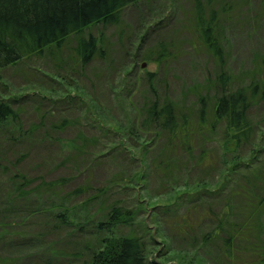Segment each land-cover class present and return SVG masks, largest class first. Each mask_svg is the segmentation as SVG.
<instances>
[{
	"label": "rangeland",
	"instance_id": "obj_1",
	"mask_svg": "<svg viewBox=\"0 0 264 264\" xmlns=\"http://www.w3.org/2000/svg\"><path fill=\"white\" fill-rule=\"evenodd\" d=\"M200 3L205 17L216 11L214 28L224 51L222 63L230 77V91L262 85L264 0ZM195 12L196 0H138L125 9L117 26H95L83 35H92L100 46V53L85 67L75 58L78 38L73 37L63 48H50L41 57L1 73L0 96L12 98L20 131H15V125L0 128V264H86L104 235L97 228L103 215L114 204L131 209L138 202L144 205L138 209L135 225L119 231L143 237L151 258L163 264H228L220 252L221 243L204 238L217 225L216 215L227 193L243 178L229 173L224 179L230 183L226 193L203 195L208 191L203 188L202 200L196 185L221 182L234 158L251 167L245 174L263 175L264 100L257 97L249 111L254 136L248 144L225 153V129L217 125L204 134L206 164L197 165L200 150L190 163L182 152L180 163L185 169L178 168L175 179L167 184L162 182L165 169L155 168L163 158L159 153L163 139L136 129L142 120L140 110L150 101H172L197 125L201 98L211 107L220 95L222 63L202 43ZM161 48L167 54L164 63L144 60ZM150 73L154 77L149 78ZM145 146L148 155L142 161L139 149ZM172 161L176 165V156ZM144 170L147 181L128 185L135 173L141 175ZM19 174L18 181L22 183L25 176L29 189L36 192L8 202L12 179ZM78 189L82 192L70 195ZM190 196L197 201L188 203ZM53 202L74 206L76 216L65 223L58 213L30 214ZM172 203L176 205L170 209L161 207ZM243 204L236 200L233 205L239 221ZM256 227L252 238L264 241V215ZM184 232L190 236L184 239ZM244 252L239 255L240 264L258 263V258Z\"/></svg>",
	"mask_w": 264,
	"mask_h": 264
},
{
	"label": "trees",
	"instance_id": "obj_2",
	"mask_svg": "<svg viewBox=\"0 0 264 264\" xmlns=\"http://www.w3.org/2000/svg\"><path fill=\"white\" fill-rule=\"evenodd\" d=\"M137 1L0 0V84L3 83L1 73L4 70L33 57H41L50 48L61 49L73 37L78 38L73 48L75 58L80 67H85L100 53V46L99 41L92 35L88 37L83 35L95 26H117L121 22L125 9ZM215 17V10L210 11L209 16L205 17V8L201 5L200 0H196V31L204 46L222 63L224 51L216 36ZM166 57V50L161 48L158 52H149L144 60L162 64L166 61ZM148 76L152 78L154 74L150 73ZM218 82L221 92L211 107L205 104L204 99L201 98L202 105L197 125L193 124L187 114H181L176 105L169 100L155 99L141 108L142 120L139 127L135 126L137 131L142 135L154 133L157 139L164 141L159 149L163 158L159 159L155 168L158 171L165 169L162 180L165 184L175 179L178 168L185 169V165L180 163L182 160L179 155L182 152L187 154L190 163L196 150H200L196 160L197 165L202 167L206 164L209 157L206 155L207 141L204 134L210 132V129L214 130L217 125L223 124L225 129L223 132L225 153H228L229 150L240 149L253 139L254 128L249 121L248 114L257 97L264 100V82L262 85L252 87L250 91L246 89L230 91V77L224 71L223 63ZM18 123L19 113L12 106V98L0 96V128L15 125V131L19 132ZM9 130L14 134L12 129ZM139 150L141 159L144 161L145 156L148 155V149L145 146ZM173 156H176V165H173ZM232 161L231 168L221 182L212 185L200 181L196 185L199 188L196 192L198 196H200V189L203 188L208 190L203 195L206 193L221 195L226 193L230 184L229 181L224 182L229 173L243 178L240 183H235L234 190L231 189L227 193L223 209L216 215L217 225L204 240L219 241L221 243L220 252L228 264H240L239 255L244 250H246L244 253L249 251L255 258H258L257 264H264V241L252 238L253 231L258 228L256 224L260 225L264 215V173L260 176L258 173L249 176L243 172L248 168L251 169L248 163L239 158H234ZM180 165L183 167L180 168ZM17 177H20V174L13 177L11 182L13 186L11 191L7 192L8 202L26 198L36 192L34 188L29 189L31 183L25 176L22 178V183L18 181ZM145 180L148 179L144 170L141 175L135 173L128 181V185H138L139 182ZM215 186L218 190L212 191L211 189H214ZM79 192H82V189L75 190L70 195L75 196ZM190 197L188 203L197 201L196 196ZM200 199L201 196L198 200ZM236 200L244 202L240 207L241 216H243L241 221L233 215V205ZM178 201L184 202L181 196H178ZM137 205V208L129 209L123 205L114 204L109 208L103 215L104 220L97 223L99 233L104 235L100 238L98 247L92 252L91 260L86 264H163L155 260L154 257H150L151 252L143 237L132 232L123 235L119 231L122 228L132 229V226L135 225L139 216L138 209L143 210L144 202H138ZM175 205L174 203L163 204L161 207L170 209ZM186 210H188L187 207ZM192 210L195 212L194 208ZM39 211L52 213L51 215L55 216L58 213L57 215L63 217L65 223L70 222V217L76 216L75 207L67 208L64 203L53 202L48 207L31 211L30 214H37ZM212 212V210L208 212V216L211 218ZM184 220L183 218L182 221ZM84 221L88 223L87 220ZM71 222L73 223V221ZM6 224L11 227L8 222ZM1 226L3 227V225ZM82 227L84 226H79L80 229ZM181 234L183 238L189 235L188 232Z\"/></svg>",
	"mask_w": 264,
	"mask_h": 264
}]
</instances>
